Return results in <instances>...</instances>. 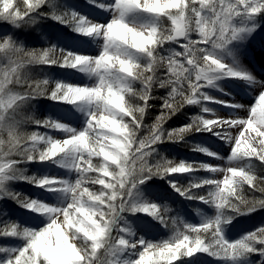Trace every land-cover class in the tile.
<instances>
[{"label": "snow or ice", "instance_id": "obj_1", "mask_svg": "<svg viewBox=\"0 0 264 264\" xmlns=\"http://www.w3.org/2000/svg\"><path fill=\"white\" fill-rule=\"evenodd\" d=\"M46 4L51 11L42 10ZM97 6L111 12L107 23L69 8L58 10L52 0H0V24L10 26L0 28V199L10 198L47 220L37 227L5 222L0 237L24 243L0 247V264H181L182 258L197 252L231 264L247 261L255 253L264 264V224L234 240L225 235L234 218L229 210L246 215L264 208V198L245 195V186L264 195V176L256 175L251 163L256 159L264 164V80L241 62L239 50L229 49L259 27L256 17L264 12V0H111ZM41 18L102 41L99 54L55 44L26 47L15 30L38 27ZM167 42L180 45L181 50L164 49ZM222 52L232 56V62H225ZM31 65L73 68L95 82L79 86L32 80L26 74ZM225 78L254 84L258 90L254 101L247 105L218 99L204 90L223 91L218 81ZM135 82L140 83L139 89ZM157 87L168 91L159 98L160 114L146 126L143 117ZM37 97L74 105L84 115L83 126L74 128L52 117L31 121L59 130L63 140L22 131L30 118L18 119L20 110ZM209 103L223 105L227 115H218ZM185 104L198 105L200 113L179 128L165 129V122ZM145 128L147 134L139 135ZM201 131L211 132L230 148L227 167L176 162L162 154L151 162L158 143L178 142ZM192 150L225 159L201 144L192 145ZM27 162H51L76 178L28 176L19 167ZM201 170L209 175H194ZM218 173H224L223 180L213 178ZM173 174L193 176L187 186L168 182L181 197L201 201L215 214L207 216L197 209L201 220L193 224L169 215L167 205L139 198V185L153 176ZM16 180L57 193L60 199L51 204L13 192L8 185ZM205 188L207 194L201 195ZM137 212L171 231L168 239L154 242L135 237L123 214Z\"/></svg>", "mask_w": 264, "mask_h": 264}, {"label": "rangeland", "instance_id": "obj_2", "mask_svg": "<svg viewBox=\"0 0 264 264\" xmlns=\"http://www.w3.org/2000/svg\"><path fill=\"white\" fill-rule=\"evenodd\" d=\"M110 2L111 0H96L95 3H90L89 0H52L53 5L58 10L69 8L86 17L88 14L95 13V8H98L103 11L100 14L105 16V18L102 20V23H107L108 20L111 19V15L106 17V15L104 14L105 10L101 7H98L97 4ZM42 10L51 11V7L46 4ZM109 13L111 14L110 11ZM256 20L259 22V27H257L255 31L251 33V35H246L240 41L233 42V44L229 46L230 50H232L233 52L239 50V52L242 53L247 49H252L253 47L264 49V47L262 46V44L264 43V16L262 17L260 13L256 17ZM168 23L170 22L165 21L166 25ZM4 27L10 26L0 24V28ZM24 29H29L26 33V38L28 40H31L29 41L30 43H51L57 45V47L74 52H81L87 55H98L100 51V44H102V41L99 42L94 40L93 37L82 36L81 34L74 32L70 26L58 23L50 18H41L38 27L34 25L21 28V34H23ZM42 33L44 34L43 36ZM193 38H196L195 34H193ZM85 40L90 41V43L85 42ZM92 42H94L93 45H91ZM82 47H91L92 49H98H93L91 52H88L86 50H83ZM167 48H175L177 51L181 50L180 45L173 44L171 42H167L165 44L164 49ZM164 49H161V54H166ZM220 54L223 56L225 62H232L233 57L229 56L227 52H222ZM37 75L42 77V79H49L51 81L62 80L72 84L75 83V81L73 80H76V78L79 81L82 78V80L84 81L81 84L82 86L89 85L88 79H90V77L86 76L84 73L79 72L76 69L60 67L58 65H40V69H38ZM134 87L139 89L141 85L139 82H135ZM154 89L155 90L152 91V96L157 89L161 88L157 87ZM19 90L20 89L18 88L13 89V91ZM161 90L163 91L165 96L168 90ZM204 90L206 91V88ZM209 95L212 96V94ZM30 106L32 107V109L30 108ZM186 107L187 110H189V113H187L189 118L198 115L197 105L186 104ZM23 110H29L30 112L28 113L30 114L32 113V110L36 112V120H44L48 117H52L56 120L64 122L65 124H69L74 128H76V120H78L77 116L81 113L80 111H77L74 105L72 106L71 104L53 101L47 99L46 97L43 99L41 97L34 98L32 101L22 106L20 113H24ZM147 110L145 113L146 115ZM178 113H180V111ZM176 116L177 118H182L183 115ZM35 128L36 129L32 132H39L42 134L47 133L48 135H52L55 139L58 140H63L65 138L64 134L59 130L46 129L42 125H36ZM215 137L216 136L212 135L211 132L201 131L195 132L186 137V139L181 141L180 144L170 142L158 143L157 145H155L157 151L153 154L155 158L151 162L155 163V161L159 159V154L163 155L164 149L167 148L172 157L178 162L180 160H184L187 162H207L213 165L224 166V164H221L219 160H215L214 158L208 157L201 152L192 150V145L201 144L208 147L213 152L220 153L221 156H224L226 158L227 155L230 154V148L222 141L220 142V148H213L211 144H213V141H215ZM183 142H185V144H183ZM165 145H167V147ZM221 146L225 149V155L221 153ZM255 162H257V164ZM251 163L254 167V171L257 165L259 163L261 164V162L256 159H253ZM225 165L226 167L228 166L227 163ZM136 166H139L138 161ZM19 167L28 176H32L35 174L37 176H72V180H75L76 178L74 173L70 175L67 170L60 168L56 164L51 162H27L22 163ZM194 175L197 177H202L209 174L201 170L196 172ZM213 178L216 180H223L224 174H214ZM192 179L193 176L189 174H173L164 178L153 176L144 184L138 186L139 198L156 202L159 205H167V207L170 209L169 215L179 216L189 223L199 224L201 216L197 213V209L200 210V213L207 216L214 215L215 210L209 205H204L201 201L186 200L184 197H181L178 192L174 191L172 187H170L168 182L170 180H173L183 186H187L189 181ZM8 187L13 192L21 193L22 195L29 198L43 200L51 204L57 203L60 199L59 194L54 192H45L44 189L38 188L26 181H12L9 183ZM96 187L98 188L99 185H97ZM207 192L208 189L205 188L202 192H200V194L206 195ZM229 214L234 216L230 223L225 227V235L230 240L237 239L244 233L250 232L261 224H264V208L257 209L256 211H253L246 215H235L229 210ZM123 215L131 226L133 232L135 233V237L143 236L148 240L159 242L168 239V237L171 235V231L163 228L158 223V221L154 220L151 216L139 212L135 214L124 213ZM5 222H17L20 225L37 227L43 226V224L46 223L47 220L45 216L31 211L27 208L21 207L10 198H5L0 199V228L4 226ZM23 243L24 241L18 238L0 237V247H18L22 246ZM101 255L103 256V252H101ZM0 256H3V254H0ZM182 259L183 260L181 264H231V262L222 261L217 257H212L207 253L200 252L195 253L193 256L184 257ZM261 259L262 258L258 254L254 253L249 256L247 261H238L236 262V264H260ZM172 264H177V262L173 261Z\"/></svg>", "mask_w": 264, "mask_h": 264}, {"label": "bare ground", "instance_id": "obj_3", "mask_svg": "<svg viewBox=\"0 0 264 264\" xmlns=\"http://www.w3.org/2000/svg\"><path fill=\"white\" fill-rule=\"evenodd\" d=\"M103 11L95 8V13H91L88 14L87 17L102 23V20L105 18V16L101 15L100 13H102ZM104 14L106 15V17H108L109 15H111L109 13V11H104ZM85 42L90 43V41L85 40ZM94 42L91 43V45H93ZM262 46L264 47V43L262 44ZM83 50H86L88 52H91L93 49H98V48H87V47H82ZM244 53H247V55H245ZM240 60L242 63L246 64L247 67L249 69H251L253 71V73L259 77L260 79L264 80V49L262 48H258V47H253L250 50H245L244 52L241 53L240 56ZM74 84L82 86L81 84L84 82L82 80V78L80 79V81L76 78V80ZM95 81H93L91 78L88 79V84H92ZM219 87L223 89V91H219L217 88H206V92L208 94H212V96L218 98V99H224V100H228V101H235V102H239L242 104H247L250 105L256 95L258 94V90L255 89L254 84L243 81V80H236L233 78H225L222 79L220 81H218ZM241 86V87H240ZM225 93H229V95H225ZM73 106V105H72ZM209 107H212L216 113L218 115H227V109L223 106V105H217V104H212L209 103L208 105ZM197 110H198V114L200 113V107L197 105ZM241 114L242 111H241ZM100 114L97 113V116H99ZM209 118H213L209 115ZM76 120V128H80L83 126V122H84V115L81 112L78 116H77ZM235 134V133H234ZM215 141H213V144H211V146L213 148H220L221 145V141L220 139H218L217 137H215ZM223 142V141H222ZM221 153H223V155H225V149L222 148L221 146ZM219 162L222 164H224V166L221 167H226V158L224 160H219ZM62 172V170H61ZM224 173H220V175H223ZM71 175V174H70ZM72 179V176H70Z\"/></svg>", "mask_w": 264, "mask_h": 264}, {"label": "trees", "instance_id": "obj_4", "mask_svg": "<svg viewBox=\"0 0 264 264\" xmlns=\"http://www.w3.org/2000/svg\"><path fill=\"white\" fill-rule=\"evenodd\" d=\"M262 17L264 16V12L261 13ZM29 29H24L23 34H21V28H19L18 30L16 29L15 32L18 34V38L21 39V42H25V46L28 48H43V47H49L51 45V43H30L26 37H27V31ZM39 66V67H38ZM38 69H40V65H31L27 68L26 70V74L28 77H30L32 80H43L42 77L37 75V71ZM155 90V89H153ZM155 98V100L150 101L151 107L148 108L147 110V115L145 114L143 117V122L146 126H150L154 123L156 117L160 114V104H161V100L159 99L160 97L164 96V93L161 89H157L154 94H153ZM42 99L45 97H41ZM27 108V107H26ZM30 108L32 109V107L30 106ZM25 113H19V116L17 117L18 119L23 117V118H30V121L27 123H24V125H22V131L27 132V133H31L33 130H35L36 128V124L31 122L32 120H36V112H34L32 110V113H28L30 112L29 110L24 111ZM179 112V111H178ZM176 115H183L182 118H177V116L173 115L170 117V119H168L165 124L163 125V127L165 129H173V128H179L181 126H183L184 124H187L190 122L189 116L187 115V113H189V110H187L186 104L184 105L183 108L180 109V113H178ZM29 115V116H28ZM193 117V116H192ZM195 133V132H193ZM191 133V134H193ZM147 134V128L142 129L141 132L139 133V135L144 136ZM191 134L187 135L184 137V139H186V137L190 136ZM183 139V140H184ZM181 140V141H183ZM181 141L178 142H172V141H164L165 142H170V143H179ZM183 144H185V142H183ZM182 144V146H183ZM167 147V145H165ZM165 147V148H166ZM163 156L165 158H167L168 160H175L176 162H178L176 159H174L171 155V153L169 152V150L166 148L164 149L163 152ZM18 158V157H16ZM257 164V162H255ZM254 173L258 176H264V165L262 164H258ZM246 191H245V195L248 198H264V195H262L259 191H249L247 190V186H245Z\"/></svg>", "mask_w": 264, "mask_h": 264}]
</instances>
